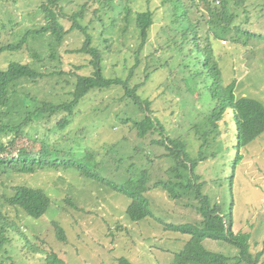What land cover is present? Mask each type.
Wrapping results in <instances>:
<instances>
[{
  "label": "rangeland",
  "instance_id": "rangeland-1",
  "mask_svg": "<svg viewBox=\"0 0 264 264\" xmlns=\"http://www.w3.org/2000/svg\"><path fill=\"white\" fill-rule=\"evenodd\" d=\"M42 1L0 0V44L17 43L28 29H40L46 24L45 14L39 8ZM130 4L134 12L127 19L123 10L107 14L96 0H62L65 15L60 19L69 29L74 21L71 17L85 6L84 17L78 20L89 27L93 44L103 53L105 76L127 79L131 75V87H137L144 102L150 101L149 108L141 109L133 98L126 96L122 86L93 89L67 116L66 127L58 124L66 117L64 112L35 118L27 135L15 142L13 153L23 148L29 155H38L42 141L46 140L78 157L91 153L99 164L97 171L121 184L146 170V176L139 180L149 188L145 196L154 217L133 221L127 213L131 202L128 196L82 176L75 169L0 173V211L25 231L20 234L7 228L6 240L0 247V264H58L53 260L55 255L66 264H118L122 256L133 264L173 263L175 252L183 249L190 235L166 230L164 223L196 224L202 217L194 208L199 204L195 191L180 189L182 196L173 198L157 185L173 176L170 168L175 161L166 146L158 143L164 137L161 130L145 137L138 135L135 121L146 115L159 120L165 127V135L179 140L189 156L198 159L195 171L202 183V193L224 210L231 211L233 205L234 230L251 234V251L253 254L262 251L261 264L264 133L241 150L243 159L236 163L234 111L226 113L219 128L208 124L215 102L204 81L199 58L203 60L209 53L206 38L211 16L202 2L204 15L195 10L190 12L192 19L200 23L201 50L193 47L195 39L182 50L181 25L170 16L168 0H134ZM95 9H100L97 14ZM148 9L155 13L154 24L145 47L138 51L142 39L135 17L138 11ZM231 9L237 15L235 25L264 35V0H245ZM240 35L243 36L237 40L231 36L214 40V56L221 66L224 83L237 81L238 97L250 96L264 103V38L258 35L247 39L244 32ZM83 39L79 31H74L59 44L48 32L31 36L21 52L2 53V67L21 60L49 74L36 82L23 78L14 84L11 105L7 108L11 112L4 121L20 123L43 100L61 103L73 98L78 74L93 71V66L85 67L89 55L70 52L80 48ZM12 137L11 133L0 134V142L8 143ZM22 184L40 187L50 196V208L42 217H29L6 202L5 197L13 195L15 187ZM56 224L65 230L64 240L58 236ZM204 244L214 251L237 253L236 248L209 238Z\"/></svg>",
  "mask_w": 264,
  "mask_h": 264
},
{
  "label": "trees",
  "instance_id": "trees-1",
  "mask_svg": "<svg viewBox=\"0 0 264 264\" xmlns=\"http://www.w3.org/2000/svg\"><path fill=\"white\" fill-rule=\"evenodd\" d=\"M61 1H42L39 8L45 14L46 24L40 29H28L17 43L0 44V56L7 50L21 52L31 36H39L50 32L54 35L56 42L60 44L63 43L69 34L74 31H79L84 38L82 46L70 52L89 55V63L85 67L91 65L93 66V71L88 75L78 74L75 89L72 92L73 98L70 101L55 103L43 100L42 104L35 107L33 111H28L20 123L11 124L10 121H4V118L11 112L7 108L11 105L14 84L23 78L36 82L49 74L21 60L12 61L4 66L5 68L0 64V134H13L12 139L8 143L0 142V173H34L40 169H75L82 176L84 175L85 177L94 179L128 196L131 202L127 208V213L133 221H139L146 217H154L145 196L149 188L139 180L140 177L146 176V170L143 171V174H138L139 177L134 178L132 175L124 184H121L103 176L97 171L99 164L91 153H88L86 157L85 155L78 157L72 151L56 147L46 140L42 141L38 155H29L25 153L23 148L17 154L13 153L15 142L19 138L27 135V129L35 118H40L45 113L56 114L64 112L67 114L66 117L58 122L59 126L64 128L69 124L67 116L74 113L76 106L93 89L122 86L125 89L126 96L133 98L135 104L141 109H148L150 105V101L147 100L145 103L142 100L137 93V87H131V75L127 79L120 77L109 78L105 76L102 68L103 53L100 47L93 44V35L89 31V27L83 26L78 20V18L84 17L86 7L84 6L80 12L75 13L71 17L74 20L73 25L69 29H66L60 19L65 15L63 12L64 9L61 7ZM96 1L100 3V9L104 8L107 14L110 11L117 13L123 10L126 12V18L128 19L132 12H134L133 6L130 4L134 0H119L120 2L118 0ZM168 1L171 4L170 16L175 23L178 22L181 25V38L183 39L182 50L184 46L192 45L191 41L193 39L196 40L195 46L193 44V47L201 50L198 42V40L201 41L203 38V35L200 34V23L197 22L198 20L194 21L192 19L190 12L195 10L197 13L204 15V10L200 7V2H202L206 7L207 13H209L208 15L211 16L208 21L210 28L206 38L207 44L210 47L208 49L209 53L203 60L199 58L201 66L203 63L202 74L204 81L215 102L208 118V124H211L214 129L219 128V122L227 117L226 113L230 109L234 111L237 127L236 147L238 150L234 161L238 163L244 156L241 150L264 133V103L250 96L238 97L235 94L237 81L234 80L229 84L224 83L221 66L213 53V45L214 40H225L226 37L230 36L237 40L243 36L240 35L242 32H244L246 35L245 38L247 39L259 35L247 29H241V25L234 24L237 15L232 11L231 6H239L245 0ZM100 9H95L96 11L94 13L97 14ZM154 16L155 13L151 9L138 11L136 14L135 20L141 32L142 39L138 51H141L147 43L151 28L154 24ZM98 19L105 25V21L101 16H98ZM2 26L5 27V24L3 23ZM110 26H114V23H111ZM259 36L264 38V35L260 34ZM192 50H195V48ZM135 126L140 137H145L154 130H161L164 133V137L158 143L166 146L170 152V156L175 161V165L170 168L175 176L173 174L169 181H161L157 185L164 187L173 198H180L182 196V192L179 191L180 189L187 191L193 190L199 201V204L194 207L202 217L199 223H186L181 225L164 223L166 230H175L190 235L183 249L175 252V258L172 264H259L262 260L263 253L262 251L257 254L252 253L250 243L251 234L243 231L235 232L234 230L233 205H231V211L224 210L221 204L218 202L212 203L209 196L202 193V183L198 182L199 175L195 171V167L199 162L198 159L191 158L179 140L165 135L164 125L152 116L146 115L143 119L136 120ZM5 198L9 205L15 206L17 210L22 209L29 217L34 218H40L46 214L51 205V198L44 189L26 184L16 186L14 194L6 196ZM16 222L7 213L0 211V247L6 240L5 232L7 228L11 227L16 229L20 234L25 232L20 229V226ZM56 229L60 239L64 240L66 237L63 227L56 224ZM207 238L215 240L222 245H230L237 249V253L229 255L222 251L211 250L204 244ZM53 260L58 264H66L64 261L59 260L56 255L53 257ZM118 264L133 263L129 258L122 256L118 259ZM261 264H264V261Z\"/></svg>",
  "mask_w": 264,
  "mask_h": 264
}]
</instances>
